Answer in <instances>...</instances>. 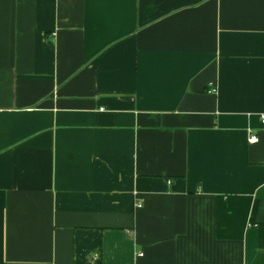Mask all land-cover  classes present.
<instances>
[{"label":"crops","instance_id":"obj_1","mask_svg":"<svg viewBox=\"0 0 264 264\" xmlns=\"http://www.w3.org/2000/svg\"><path fill=\"white\" fill-rule=\"evenodd\" d=\"M262 115L264 0H0V264H264Z\"/></svg>","mask_w":264,"mask_h":264},{"label":"built area","instance_id":"obj_2","mask_svg":"<svg viewBox=\"0 0 264 264\" xmlns=\"http://www.w3.org/2000/svg\"><path fill=\"white\" fill-rule=\"evenodd\" d=\"M213 92H216V90H213ZM261 121H262V124L264 125V115L261 116ZM258 140L259 139L256 135H251L249 142L251 144H256L258 142Z\"/></svg>","mask_w":264,"mask_h":264}]
</instances>
